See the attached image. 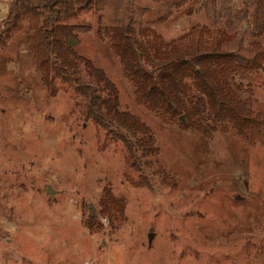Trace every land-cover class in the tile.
Listing matches in <instances>:
<instances>
[{
  "label": "rangeland",
  "instance_id": "rangeland-1",
  "mask_svg": "<svg viewBox=\"0 0 264 264\" xmlns=\"http://www.w3.org/2000/svg\"><path fill=\"white\" fill-rule=\"evenodd\" d=\"M255 10L96 0L53 24L46 77L35 30L15 31L0 47V264H264Z\"/></svg>",
  "mask_w": 264,
  "mask_h": 264
},
{
  "label": "trees",
  "instance_id": "trees-1",
  "mask_svg": "<svg viewBox=\"0 0 264 264\" xmlns=\"http://www.w3.org/2000/svg\"><path fill=\"white\" fill-rule=\"evenodd\" d=\"M96 0H12L9 15L0 21V47L8 43L15 31L28 23L34 31L30 45L38 67L48 76L49 64L46 51L50 42L52 26L77 14L91 10ZM255 39L252 45L255 56L245 67L256 72L264 71V0H255ZM251 144L264 143V117L260 114L251 120ZM117 204V203H116Z\"/></svg>",
  "mask_w": 264,
  "mask_h": 264
},
{
  "label": "water",
  "instance_id": "water-1",
  "mask_svg": "<svg viewBox=\"0 0 264 264\" xmlns=\"http://www.w3.org/2000/svg\"><path fill=\"white\" fill-rule=\"evenodd\" d=\"M70 43H72V41ZM48 188L49 189H47V193L50 195H53V193L55 192L53 188H51V186H49ZM151 237H152V233H150V240H151Z\"/></svg>",
  "mask_w": 264,
  "mask_h": 264
}]
</instances>
